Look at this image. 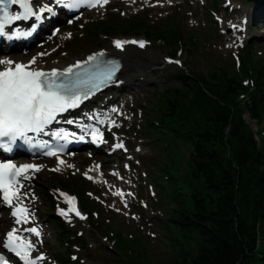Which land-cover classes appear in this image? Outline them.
I'll use <instances>...</instances> for the list:
<instances>
[{"label":"trees","instance_id":"obj_1","mask_svg":"<svg viewBox=\"0 0 264 264\" xmlns=\"http://www.w3.org/2000/svg\"><path fill=\"white\" fill-rule=\"evenodd\" d=\"M89 30L94 36L144 32L151 39H164L170 53L181 43L190 51L196 49L195 39L184 35L175 21L158 26L142 19L122 25L114 21ZM248 59L244 79L251 67L256 78L249 102L239 100L249 91L244 79L223 66L208 68L206 74L192 71L191 79L181 73L179 79L190 91L159 98L161 124L170 131L165 137L168 156H174L180 140L189 144L183 176L190 197L181 202L179 182L172 178L171 183L179 203L174 221L194 244L180 245L176 259L163 264H264V136L256 134L244 117L249 113L257 126L264 127V63ZM58 184L70 189L64 181ZM82 188L79 182L74 190ZM141 257L147 258L140 254L131 263L142 264Z\"/></svg>","mask_w":264,"mask_h":264},{"label":"snow or ice","instance_id":"obj_2","mask_svg":"<svg viewBox=\"0 0 264 264\" xmlns=\"http://www.w3.org/2000/svg\"><path fill=\"white\" fill-rule=\"evenodd\" d=\"M108 3L109 0H55L57 6L70 11H77L83 7H103ZM13 6H18L20 10L13 11ZM46 13L54 14V9L48 4L35 7L33 0H0V37L13 39L31 36L37 30L38 25L43 22ZM30 20L35 21L30 25V31H21L17 28L13 33H9V29H12L17 22ZM235 27L233 25V28ZM114 43L118 49H123L126 44H138L141 48L145 47L143 40L117 39ZM44 55L47 53L39 54V56ZM103 55V52H99L89 56L86 61L76 62L63 70L52 68L50 71L42 70L38 66L33 67L38 63L36 57L27 64L10 59H0V151L12 152L19 141L35 147L34 137L29 133L37 136L44 133L58 116L79 107L95 91L114 82L116 73L119 71V64H112L103 72L90 75L87 80L81 79L83 73L74 71L90 62L99 68L102 63L100 58ZM169 62L179 63V61ZM81 85H87V90H84ZM67 122L73 123L71 120ZM113 124H115L114 121ZM55 135L60 136V133L57 132ZM64 137H67L66 133ZM92 138L93 140L102 139V133L93 132ZM39 146L47 148L48 144L45 142ZM124 147L123 142L114 145L117 149ZM61 150L62 146L59 149H50L45 152V155L56 156ZM59 163L64 164L65 162L60 160ZM40 170V165L32 163L17 165L10 160L0 162V202L12 209L11 216L14 218L15 225L23 226L31 222L32 213L22 198L27 195L23 189L26 187L25 181L32 179L31 173ZM53 170L59 171L58 168ZM61 195L66 194L61 193ZM114 195L123 197L124 194L118 190ZM75 200L74 196H66V202L71 205L69 211L74 212L80 219H85L86 217L76 209ZM124 206H128L126 201H124ZM60 214L67 217L68 211L60 209ZM22 231L36 238L42 235L38 227L14 226L6 233L2 247L14 254L22 261V264H37V261H45L46 257L43 254L33 256L37 242L22 236L20 234ZM0 264H11V262L0 254Z\"/></svg>","mask_w":264,"mask_h":264},{"label":"rangeland","instance_id":"obj_3","mask_svg":"<svg viewBox=\"0 0 264 264\" xmlns=\"http://www.w3.org/2000/svg\"><path fill=\"white\" fill-rule=\"evenodd\" d=\"M245 4L247 6V10L251 11L250 10V7H251L250 2H245ZM170 50H171V48L169 46H164V45H160V46L155 45L153 48L149 49L148 53H151V55L153 56L154 65L149 66V65L142 63V67H147L149 69L147 70L148 73H146L145 71H143V69H141L140 74H142L144 77H148V78L152 79L154 83L153 84H146V82H142L140 80L136 81V83H141V85H147L150 88V92H153V93H156L157 90H161L163 87H170V88L177 87L178 82H177V80L174 79V78H176V73L174 71H176L178 69L175 67H165V68L160 67V65L163 62V56L171 54ZM192 55H194L193 58H190L186 64V67L190 71L202 72L203 74H206L208 66H210L212 63H214L216 61L214 58H212L210 55H208L202 49L199 50L197 53H193ZM154 66H155L156 70L152 74H150L149 70L151 68H153ZM170 79H172V80H170ZM150 98H151V102L154 105L155 100L152 98V95ZM150 111L152 112L154 121H156L157 120L156 119V113L153 112L151 107H150ZM245 119H246L247 123L252 127L254 132L257 133L258 132L257 130L259 128L257 127L256 122L254 120H252L248 114L245 116ZM165 146H166L165 142L161 143L160 147L158 146L157 142H155V147L158 149V160L156 161V166H158V162H160V164H161V162L164 163V159L166 156ZM174 152L178 155L185 157V159L182 163H180L179 160H177L178 163H180V166H179L180 171H181V169H182V171H184L188 167V159L187 158L189 155V144L181 142V140H180L177 143ZM162 172L164 175L167 174L170 176L175 175L176 173H179L173 169H168V170L163 169ZM158 182L159 181H157V183ZM168 187H169V190H168V192H166V194H167L168 198L172 199L174 197V193L172 192L170 185ZM185 188H186V186H185ZM158 192H160L159 189H158ZM185 201H186V198L182 197L181 202H185ZM173 202H174L173 207L166 209V211L168 212L169 218L167 221H164V223H163V230L164 231L163 230L161 231V236L165 240L162 239V241H160L162 244L159 248H156V249L148 248L147 262L150 264H155V262H157L159 264H163L165 262L169 263L170 261L176 259V257H177V255H176L177 248L175 249L174 247H172L170 245V242L168 239V238H173L174 240L172 241V243H175V239L180 237V233L175 232L176 224H175L174 218H173V214H175V211L179 209V203L177 201H174V200H173ZM171 203H172L171 200H168L167 205H169ZM164 207H165V205H164ZM167 212L165 214V218L167 217ZM166 225H168L170 227L171 233L168 232ZM165 234L167 236H165ZM184 235H185V232H184ZM187 240L185 241V238L183 237V233H182L181 234V240H179L181 242V244H184V246H187V247H190V246L192 247L194 245L193 241H190V240L187 241ZM90 245L94 246V248L92 249L93 255L89 258L91 263H93L94 256H95L97 260L101 261L98 264H121L119 261H116V258L118 255V257L124 258V260L126 261L125 264H132L131 261H129V259L128 260L125 259V257L123 256L122 253H115V249H118V248H116V247H110L109 248L108 243L102 242V240L99 236H96V235L92 236Z\"/></svg>","mask_w":264,"mask_h":264},{"label":"bare ground","instance_id":"obj_4","mask_svg":"<svg viewBox=\"0 0 264 264\" xmlns=\"http://www.w3.org/2000/svg\"><path fill=\"white\" fill-rule=\"evenodd\" d=\"M136 50V49H135ZM124 60L128 63L129 69L124 73V79L126 83H132L134 76L130 75V72L133 73V68L138 64L154 65V59L151 53H144L138 55L135 52H125Z\"/></svg>","mask_w":264,"mask_h":264}]
</instances>
